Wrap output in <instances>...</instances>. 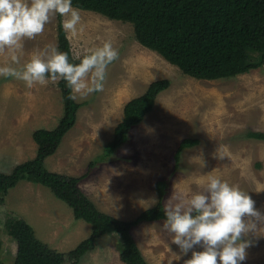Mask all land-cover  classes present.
<instances>
[{
    "label": "rangeland",
    "instance_id": "rangeland-1",
    "mask_svg": "<svg viewBox=\"0 0 264 264\" xmlns=\"http://www.w3.org/2000/svg\"><path fill=\"white\" fill-rule=\"evenodd\" d=\"M79 11L82 31L75 36L67 33L73 57L86 54L104 40H111L120 55L108 68L103 91L77 95L81 106L76 123L56 152L46 158L45 167L82 176L80 187L98 208L124 220L157 204L158 180H168L166 203L172 192L199 190L209 173L249 191L255 206L264 212V140L246 136L251 131L264 132V65L232 78L196 79L141 45L131 23ZM57 24L58 14L41 34L26 39L20 65L13 66H22L34 50L58 45ZM11 55L8 49L0 50V66L10 64ZM164 78L170 85L157 96L152 111L108 160L96 163L113 141L125 105L142 95L151 82ZM58 81L29 88L22 80L0 77V171L10 173L16 165L33 159L38 149L33 132L58 125L64 113ZM184 138L197 142L181 152L177 163L175 154ZM221 151L224 158H215ZM16 217L59 252L74 249L91 232V225L76 219L71 207L48 187L21 180L8 192L0 190V264H14L18 237L7 233L5 223ZM162 221L142 222L132 230L149 264H168L174 251H179L161 228ZM20 236L32 237L28 231ZM120 241L110 228L79 264H125L120 260ZM183 259L174 264H183ZM45 263L72 261L47 257ZM243 264H264V236L254 238Z\"/></svg>",
    "mask_w": 264,
    "mask_h": 264
},
{
    "label": "trees",
    "instance_id": "trees-1",
    "mask_svg": "<svg viewBox=\"0 0 264 264\" xmlns=\"http://www.w3.org/2000/svg\"><path fill=\"white\" fill-rule=\"evenodd\" d=\"M72 3L76 8L131 23L141 45L157 51L183 74L196 79L232 78L264 65V0H72ZM61 19L58 15L57 46L73 59L71 43L61 27ZM156 41L160 45H156ZM169 85L170 80L166 78L153 81L142 95L125 105L124 118L115 128L113 141L107 144L96 163L108 160L127 141L131 129L152 111L157 96ZM58 86L64 100V113L58 125L33 132L38 147L36 156L16 165L10 173L0 171V190L8 192L21 180L48 187L56 198L71 207L76 219L91 225V232L74 249L59 252L37 238L33 227L22 218L9 219L5 223L6 231L18 237L14 264H46L47 257H55L60 262L70 259L72 264H79L110 228L121 238L119 253L122 262L149 264L132 230L142 222L164 219L168 180L157 181L159 199L155 206L145 209L132 220H124L98 208L80 187L82 176L48 170L46 158L56 152L64 135L75 125L81 106L68 98L69 89L63 80L58 81ZM246 136L264 140V132L251 131ZM196 142L195 138L181 141L175 154L177 163L181 152ZM26 231L31 233V239L21 238L20 234Z\"/></svg>",
    "mask_w": 264,
    "mask_h": 264
},
{
    "label": "clouds",
    "instance_id": "clouds-1",
    "mask_svg": "<svg viewBox=\"0 0 264 264\" xmlns=\"http://www.w3.org/2000/svg\"><path fill=\"white\" fill-rule=\"evenodd\" d=\"M57 14L66 33L82 31V16L72 0H0V50L12 53L11 63L0 66V77L22 80L29 88L63 80L70 100L103 91L108 68L120 55L111 40L73 59L48 44L34 50L22 66H13L20 65L25 40L41 34ZM224 155L221 151L215 158ZM163 215L161 228L179 250L168 264L184 257L183 264H243L254 238L264 236V212L249 191L212 173L197 191L172 192Z\"/></svg>",
    "mask_w": 264,
    "mask_h": 264
}]
</instances>
